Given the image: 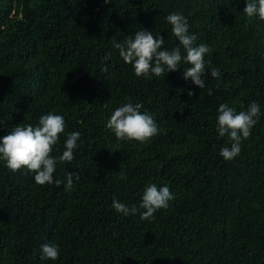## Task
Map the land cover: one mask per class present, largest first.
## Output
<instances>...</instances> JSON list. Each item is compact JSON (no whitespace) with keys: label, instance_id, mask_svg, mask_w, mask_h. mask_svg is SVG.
<instances>
[{"label":"trees","instance_id":"trees-1","mask_svg":"<svg viewBox=\"0 0 264 264\" xmlns=\"http://www.w3.org/2000/svg\"><path fill=\"white\" fill-rule=\"evenodd\" d=\"M246 0H0V137L41 115H62L81 133L74 159L57 162L52 184L0 160V264H264V21ZM182 14L194 45L210 48L203 89L183 78L190 67L137 77L114 48L136 32L182 45L166 17ZM106 53H111L104 60ZM108 66V71L103 68ZM189 91L194 95L189 96ZM211 92V94H209ZM256 101L261 114L241 151L217 132L218 107L237 112ZM141 103L159 132L141 143L117 140L106 122L117 107ZM78 172L66 190L69 172ZM55 180L62 183L57 186ZM167 185L169 207L140 219L145 187ZM116 199L135 215L112 208ZM59 247L42 260L41 245Z\"/></svg>","mask_w":264,"mask_h":264},{"label":"clouds","instance_id":"clouds-1","mask_svg":"<svg viewBox=\"0 0 264 264\" xmlns=\"http://www.w3.org/2000/svg\"><path fill=\"white\" fill-rule=\"evenodd\" d=\"M108 3V0H105ZM243 12L248 18L258 17L264 21V0H246ZM172 26V34L183 46L186 55L182 56L180 47L169 50H161L164 44V36H154L152 31L142 30L136 32L134 38L127 37L123 42L113 40V46L119 51V56L126 64H131L137 77L150 78L151 75L162 76L177 71L180 63L190 65L184 69L183 78L191 79L192 83L200 89L205 87V77L219 78L217 68L206 71L204 61L205 54L211 50L206 44L194 45L195 35L189 34L187 19L179 13H171L166 17ZM111 53H106L104 60H108ZM108 71V66L103 68ZM211 94V92H209ZM189 96L194 95L189 91ZM141 103L128 102L117 107L106 122V128L114 133L117 140H135L145 142L158 134L159 128L154 117L147 111H141ZM217 132L220 137L227 136L231 147H223L220 155L227 161L239 155L241 141L251 135V129L258 122L261 114L260 105L252 101L247 110L239 111L229 107L227 103H221L217 109ZM65 119L62 115L48 113L39 117L36 126L18 124L13 130L0 137V160L6 163V167L15 172L21 168H27L34 173V181L38 185L52 184L53 174L56 171L57 162H71L74 159V150L78 147L81 133L71 132L67 134L64 142L62 155L53 157V147L58 143L60 135L65 131ZM79 179L78 172L67 174L64 186L70 190L73 186V178ZM57 186L62 181L55 180ZM175 196L167 185L158 187L151 183L143 191L139 209L140 219L149 220L154 218V213L160 209L169 207V202ZM112 208L125 216L135 215L139 209L136 205L130 208L114 199ZM59 247L55 244L46 243L41 245L42 260H57Z\"/></svg>","mask_w":264,"mask_h":264}]
</instances>
